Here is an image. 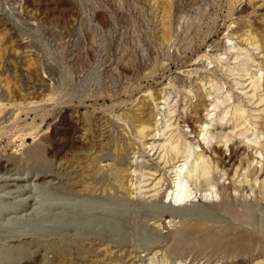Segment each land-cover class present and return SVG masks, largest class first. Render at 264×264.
I'll use <instances>...</instances> for the list:
<instances>
[{"label":"rangeland","instance_id":"obj_1","mask_svg":"<svg viewBox=\"0 0 264 264\" xmlns=\"http://www.w3.org/2000/svg\"><path fill=\"white\" fill-rule=\"evenodd\" d=\"M165 1L163 31L146 0H0V99L11 107L0 119V177L22 179L0 183V237L27 236L0 240V264H58L52 251L59 264H264V8ZM210 71L201 112L210 135L196 147L183 121L194 78ZM148 90L163 97L144 140L124 112ZM169 138L210 157L208 173L188 181L197 197L182 205L164 199L182 163Z\"/></svg>","mask_w":264,"mask_h":264},{"label":"bare ground","instance_id":"obj_2","mask_svg":"<svg viewBox=\"0 0 264 264\" xmlns=\"http://www.w3.org/2000/svg\"><path fill=\"white\" fill-rule=\"evenodd\" d=\"M147 1V3H148V10H150L151 11V14L153 15V17H155V19H156V21H157V25L159 26V29L161 30H163V27L165 26L164 25V22L166 23V21H165V16H166V13H165V11L163 10L164 8H163V6H165L164 4L165 3H163V2H166L165 0H146ZM251 0H246L245 1V4H247L248 5V3L250 2ZM253 1V0H252ZM145 2V1H144ZM146 3V2H145ZM166 6H167V4H166ZM250 7V6H249ZM252 9L251 10H249V11H254V10H262L263 8H264V0H258V1H256V2H253L252 3ZM166 8V7H165ZM149 11V12H150ZM259 11H257V13H258ZM168 16V15H167ZM248 17V16H247ZM250 17V16H249ZM258 17V16H257ZM167 18V17H166ZM167 20V19H166ZM241 21V20H240ZM260 21H262V25H261V27H262V29H264V18H260ZM239 22V21H238ZM237 22V23H238ZM245 22H247V21H245L244 20V22H242L243 23V25H244V23ZM233 23H235V22H233ZM248 23V22H247ZM241 25V24H240ZM250 25V24H249ZM252 25V24H251ZM237 27H239V25H237ZM243 27H245V26H243ZM158 29V30H159ZM169 29V28H168ZM241 29H242V27H241ZM164 31V30H163ZM235 32H237V30L235 31ZM162 33V32H161ZM231 34H233V33H231ZM245 34V33H244ZM243 34V35H244ZM248 34V33H247ZM158 35V34H157ZM162 35V34H161ZM161 35H159V37L161 36ZM253 35V34H252ZM245 36H246V34H245ZM244 36V37H245ZM248 36V35H247ZM246 36V37H247ZM239 37V36H238ZM248 37H250V36H248ZM258 38V37H257ZM240 39H241V37H240ZM247 40V39H246ZM249 40V39H248ZM259 42H260V44H261V53L260 54H262V70H263V78H262V82H261V85L259 84V86L262 88V91H263V93H262V95L258 98V103H260V102H263L264 101V35H261L260 36V38H259ZM243 41H245L244 39H243ZM251 41V40H250ZM257 41V40H256ZM215 46H216V44H215ZM258 47V46H257ZM201 68V67H200ZM200 68H198V69H200ZM205 67L203 66V68L202 69H204ZM208 71V70H207ZM209 72V71H208ZM211 73H208L207 75H201V74H199V75H201L200 77H198V78H194V80H193V88H194V91H193V96H192V99H194L193 100V105H191V109L189 110V113H188V116H187V118H186V120H184L183 121V124H185V127H188V128H190L189 129V131H188V133H189V135H191V137H192V139H191V141L192 140H194V138H197V143L196 142H194V146H196V147H198L199 145V141H198V136H203V138H202V140H205V135H208V133H209V131H208V123H205V124H203V122H201L203 119H202V116L203 115H201V112H202V110H203V107L205 106V104H207L206 103V100L208 99L206 96L209 94V92L207 93L206 92V84H207V81H208V77H215V79H216V75L214 74V73H212V71H210ZM214 72V71H213ZM252 79V78H251ZM210 80H213V79H210ZM182 81V80H181ZM253 82H255V78L253 79V81H252V83ZM211 82H209V84H210ZM208 84V85H209ZM184 86H185V84H183ZM182 85V86H183ZM207 85V86H208ZM212 85V84H211ZM252 85V84H251ZM187 86V85H186ZM257 86V85H256ZM255 86V87H256ZM255 87L252 85V88H253V90L255 89ZM6 88V87H5ZM183 88H186V87H183ZM209 88V87H208ZM162 89V88H161ZM260 89V88H259ZM159 91H160V89H159ZM159 91H146L145 93H143V94H141V96H140V99L138 100V102H137V100H136V103H134V105H132V107L131 108H129V109H127V111H125L124 112V114L127 116V118L129 119V121L131 122L130 124H131V126H133V129H134V131L139 135L138 136V138H141V139H144L147 135H148V131L150 130V127L152 126H150V124H145V122H146V120H145V118L147 117V120H149L148 119V116L149 117H151V119L152 118H154V107L157 109L159 106V104L160 103H162V102H160L159 101V99H160V96L162 95V93H161V95H160V92ZM162 91V90H161ZM252 91V90H251ZM6 92H8V88H6V89H1L0 90V94H2V96L4 95V94H6ZM257 93V92H256ZM259 93V92H258ZM258 93H257V95H258ZM254 94V93H253ZM209 96V95H208ZM255 96V95H254ZM254 96L252 95V98H254ZM161 97H163V96H161ZM250 97H251V95H250ZM163 100V99H162ZM256 100V99H255ZM192 101V100H191ZM257 101V100H256ZM216 104V103H215ZM255 104H257V103H255ZM235 105V104H234ZM237 105H239V104H237ZM7 106H8V103H4L1 99H0V119L1 118H3L4 116H5V114L7 113V111L8 110H6V108H7ZM216 106V105H215ZM214 106V107H215ZM8 107H10V106H8ZM234 107V106H233ZM241 107V106H240ZM240 107H237V106H235V108H234V113H236V119L237 120H246V119H243L245 116H243L242 114L244 113V110L242 109V108H240ZM264 107V106H263ZM11 108V107H10ZM9 109V108H8ZM215 109V108H214ZM126 110V109H125ZM262 110H264V109H262ZM209 111V110H208ZM10 112V111H9ZM226 112V111H225ZM224 112V115L226 114ZM13 113H15V112H13ZM186 113V114H187ZM233 113V112H232ZM18 114V113H17ZM155 114H157V113H155ZM206 114V113H205ZM209 114H211L210 112H207V114L205 115L206 116V118L208 117V118H210L209 117ZM228 114V113H227ZM244 115H246V114H244ZM12 116V115H11ZM234 115L232 114V117H233ZM247 116V115H246ZM251 116V115H250ZM157 117V116H156ZM182 117H183V115H182ZM185 117V116H184ZM252 117V116H251ZM205 118V117H204ZM207 118V119H208ZM185 119V118H184ZM253 119H255L254 117H253ZM225 120V119H224ZM260 120H261V118H260ZM152 121V120H151ZM220 121H222V120H220ZM230 121V120H229ZM167 122V121H166ZM211 122H213L212 120H211ZM225 123V122H224ZM246 123H248V121H246ZM250 123V122H249ZM248 123V124H249ZM261 123V122H260ZM168 123H166V125H167ZM180 124V123H179ZM212 124V123H211ZM222 124V123H221ZM235 124V123H234ZM256 124V123H255ZM263 124V123H262ZM242 126V125H240V124H236V126H234L233 128H235V127H237V126ZM253 125V124H252ZM257 125V124H256ZM264 125V124H263ZM262 125V126H263ZM7 126V125H6ZM169 126V125H168ZM261 127V126H260ZM259 127V128H260ZM98 128V127H97ZM168 128V127H167ZM198 128H199V130H198ZM238 128V127H237ZM154 129V128H153ZM165 129H166V127H165ZM236 129V128H235ZM234 129V130H235ZM263 129V128H262ZM0 130H2V129H0ZM5 130V129H4ZM210 130V129H209ZM246 130V129H245ZM249 130V129H248ZM6 131V130H5ZM152 130H150L149 131V133L151 132ZM156 131V130H155ZM243 131V130H242ZM1 132V131H0ZM244 132H246V131H244ZM243 132V133H244ZM5 133V132H4ZM156 133V132H155ZM181 133V132H180ZM16 134V133H15ZM245 134V133H244ZM1 135L3 136V134L1 133ZM151 135V134H150ZM155 135H159V134H154V135H152V136H155ZM172 135V134H171ZM186 135H188V134H186L185 132H182L181 133V137L185 140V136ZM210 135V134H209ZM208 135V136H209ZM17 136V135H16ZM173 136V135H172ZM1 137V136H0ZM6 137V136H5ZM8 137V136H7ZM10 137V136H9ZM13 137H14V139H15V135H13ZM18 137V136H17ZM151 137V136H150ZM174 137V136H173ZM211 137V136H210ZM213 137V136H212ZM211 137V138H212ZM151 138H153V137H151ZM168 138V137H167ZM171 138V137H170ZM170 138H169V141H167L166 143H167V148H168V151H170L171 152V154H173V157H172V159H180V158H182V160H181V164H179V165H176V167H174L175 168V170H173L174 171V179H173V186H172V188L170 189V190H168L166 193H165V195H164V199L166 198V199H169L170 201H169V203H171V201H173L175 204H183V203H186V202H188V201H191L192 199H195L196 197H197V195H198V193L196 192V191H192V189H189L190 187H188V181H189V179H194V180H197V179H199V177L200 176H204V174L206 175V172H207V169L209 168V167H211V166H209L208 164H207V159L208 158H210L209 157V155H206L205 156V154H204V152H201V150H200V152L199 153H197V152H194V153H191L190 152V150H188L187 148H179L178 147V142H177V140H175V141H170ZM20 139V138H19ZM210 139V138H209ZM214 139V138H213ZM228 139L229 138H227V140L226 141H228ZM145 140V139H144ZM166 140V139H165ZM168 140V139H167ZM5 141V140H4ZM14 141V140H13ZM23 141V138H21V140H20V142H22ZM248 141H250V140H248ZM12 142V141H11ZM19 142V143H20ZM264 143V142H263ZM10 144V143H9ZM164 144L165 143H163L162 145L164 146ZM187 144V143H186ZM264 145V144H263ZM16 146H18V145H16ZM189 146V145H188ZM262 146V145H261ZM166 147H164V148H166ZM218 147V146H217ZM166 148V149H167ZM233 148H235V146L233 147ZM264 148V147H263ZM262 148V149H263ZM230 149H231V147H230ZM260 149H261V147H260ZM261 149V150H262ZM17 150V149H16ZM22 150V149H21ZM164 150V149H163ZM222 153V152H221ZM259 153V152H258ZM264 153V152H263ZM208 154V153H207ZM210 154V153H209ZM232 154V153H231ZM212 156V155H211ZM213 156H215V155H213ZM208 157V158H207ZM229 157H233V156H229ZM8 158V157H7ZM213 159V158H212ZM215 159V158H214ZM232 159H234V158H232ZM169 160H170V158H169ZM211 160V159H210ZM219 160V159H218ZM231 160V159H230ZM209 161V160H208ZM216 162H217V160H215ZM209 162H211V161H209ZM190 164L191 166L190 167H187V164ZM232 163V162H231ZM231 163H230V165H231ZM205 164H207V166H209V167H207L206 168V166H205ZM216 164V163H215ZM229 164V163H228ZM77 165V164H76ZM212 165V164H211ZM229 165V166H230ZM261 165V164H260ZM224 166V165H223ZM233 166V165H232ZM98 167H100V166H98ZM102 168V167H101ZM173 168V169H174ZM231 168V167H230ZM100 169V168H99ZM210 169V168H209ZM235 169V168H234ZM261 169V168H260ZM95 170V169H94ZM227 170H228V168H227ZM230 170V169H229ZM236 170V169H235ZM234 170V171H235ZM93 171V170H92ZM119 171V170H118ZM233 171V172H234ZM237 171V170H236ZM117 172V171H116ZM100 173V172H99ZM124 173H125V171H124ZM123 172H117V174H116V180H117V184H118V187L119 188H125L127 185H126V179H125V174H124ZM208 173V172H207ZM236 173V172H235ZM235 175V174H234ZM202 176V177H203ZM86 177V176H85ZM96 177V176H95ZM9 178H11V177H9ZM6 179V178H1L0 177V183H2V182H5V184H6V188L8 187V186H11L12 184H10V182L12 183V181H20V180H22L21 178H15V179H12V180H10V179ZM115 179V178H114ZM161 179V178H160ZM191 181V180H190ZM193 181V180H192ZM158 182V181H157ZM197 182V181H196ZM206 182V181H205ZM161 183V182H160ZM91 184V183H90ZM208 184V183H207ZM263 184H264V181H263ZM88 186V185H87ZM16 188V187H15ZM18 189L15 191V193H21V192H23V189L21 188V187H17ZM104 188V187H103ZM129 188V187H128ZM225 188H230V187H225ZM33 191V190H32ZM14 193V192H13ZM78 193V192H77ZM207 194V193H206ZM199 196H201L202 198H205V194L203 193V194H200L199 193ZM207 196V195H206ZM231 196V195H230ZM24 199V198H23ZM207 199H208V196H207ZM229 200V199H228ZM23 204V203H22ZM31 215V214H30ZM225 226V225H224ZM43 227V226H42ZM45 227V226H44ZM42 229V228H41ZM40 229V230H41ZM22 230H24V229H22ZM21 230V231H22ZM45 230V229H44ZM227 230V229H226ZM7 231H8V229H6L5 231L4 230H2V232H6L7 233ZM37 233H36V235L38 236V234L40 235V232L39 231H36ZM45 232V231H44ZM50 232V231H49ZM221 232V231H220ZM11 233H13V232H10V234ZM55 233V232H54ZM183 233V232H182ZM7 234H9V232L7 233ZM7 234H5V235H3V236H1L0 237V240H3V241H9L10 243L11 242H13V241H20V236H22V237H25V239L27 238V236H23V235H17L16 233H15V235L14 234H11V235H7ZM35 234V233H34ZM58 234V233H57ZM26 235V234H25ZM28 235V234H27ZM36 235L35 236H31V235H28V237L29 236H31L30 237V240L27 242V246L30 248V246L32 247V246H36L37 247V241L39 242V237H36ZM248 234L247 233H245V232H241V235H240V237L242 238V239H246L248 236H247ZM61 236V235H60ZM70 236V235H69ZM191 236V235H190ZM66 237V236H65ZM73 237V236H72ZM251 237V236H250ZM20 238V239H19ZM44 238V237H43ZM218 239V238H217ZM17 241V242H18ZM52 241H53V239H52ZM190 241V240H189ZM261 241V240H260ZM89 242V241H88ZM87 242V243H88ZM5 243V242H4ZM21 243H22V241H21ZM51 243H54V241L53 242H51ZM85 243V242H84ZM101 243V242H100ZM103 243V242H102ZM8 244V243H7ZM6 244V245H7ZM55 244V243H54ZM104 244V243H103ZM233 244V243H232ZM239 244V243H238ZM241 244V243H240ZM3 245V244H2ZM5 245V246H6ZM88 245V244H87ZM90 245H91V243H90ZM231 245V244H230ZM236 245V244H235ZM243 245V243L241 244V246ZM232 246V245H231ZM33 247V248H34ZM40 248V247H39ZM93 248V247H92ZM229 248V247H228ZM95 249H97V251H100V250H104V252H105V254L106 255H108V259H112V251H109L110 249H108V247H104V246H102L101 247V244L99 245V246H95ZM238 249V248H237ZM231 250V249H230ZM236 250V249H235ZM95 251V250H94ZM26 252V251H25ZM30 253H31V251H29ZM1 254V253H0ZM105 254H103V255H105ZM31 255V254H30ZM33 256L35 257V256H37V251H36V249H35V251L33 252ZM70 256V255H69ZM95 256V255H94ZM23 258H25V256H23ZM32 258V257H31ZM68 258V257H67ZM94 258H96V257H94ZM21 259V258H20ZM89 259V258H88ZM91 259V258H90ZM101 259H102V257H101ZM100 258H99V260H94V259H91V262H92V264H93V262H94V264H116L117 262L115 261V259H113L116 263H113V262H109V263H105L104 262V260L102 259L101 260ZM107 259V258H106ZM27 260V259H26ZM61 259H60V257L56 254V252L55 251H52V257H51V261H52V263H58L59 264V261H60ZM69 261V260H68ZM70 262V261H69ZM68 262V263H69ZM27 263V262H26ZM29 263V262H28ZM256 264V263H255Z\"/></svg>","mask_w":264,"mask_h":264}]
</instances>
